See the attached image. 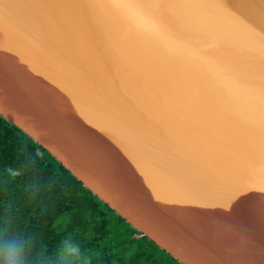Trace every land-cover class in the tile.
Listing matches in <instances>:
<instances>
[{
	"label": "water",
	"instance_id": "1",
	"mask_svg": "<svg viewBox=\"0 0 264 264\" xmlns=\"http://www.w3.org/2000/svg\"><path fill=\"white\" fill-rule=\"evenodd\" d=\"M0 114L179 262L264 264V0H0Z\"/></svg>",
	"mask_w": 264,
	"mask_h": 264
},
{
	"label": "trees",
	"instance_id": "2",
	"mask_svg": "<svg viewBox=\"0 0 264 264\" xmlns=\"http://www.w3.org/2000/svg\"><path fill=\"white\" fill-rule=\"evenodd\" d=\"M9 169L19 170L12 177ZM28 238L30 264L54 261L71 238L80 264H183L83 185L0 114V228Z\"/></svg>",
	"mask_w": 264,
	"mask_h": 264
},
{
	"label": "clouds",
	"instance_id": "3",
	"mask_svg": "<svg viewBox=\"0 0 264 264\" xmlns=\"http://www.w3.org/2000/svg\"><path fill=\"white\" fill-rule=\"evenodd\" d=\"M8 171L12 177L20 174L19 170ZM28 256V238L7 227L0 228V264H30ZM82 257L80 246L69 237L61 242L55 260L48 264H80Z\"/></svg>",
	"mask_w": 264,
	"mask_h": 264
},
{
	"label": "snow or ice",
	"instance_id": "4",
	"mask_svg": "<svg viewBox=\"0 0 264 264\" xmlns=\"http://www.w3.org/2000/svg\"><path fill=\"white\" fill-rule=\"evenodd\" d=\"M142 7H145L144 5H142ZM205 58H207L209 61H214L209 57L203 56ZM215 65H213L212 63H209V70L210 71H220L221 69H226L221 63L215 61Z\"/></svg>",
	"mask_w": 264,
	"mask_h": 264
}]
</instances>
